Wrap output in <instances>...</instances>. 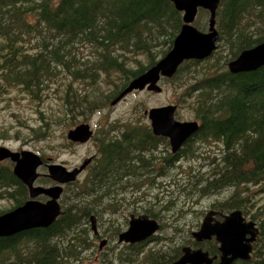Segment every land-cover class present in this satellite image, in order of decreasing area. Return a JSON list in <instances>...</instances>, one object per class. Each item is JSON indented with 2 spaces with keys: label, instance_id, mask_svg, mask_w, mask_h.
I'll use <instances>...</instances> for the list:
<instances>
[{
  "label": "trees",
  "instance_id": "1",
  "mask_svg": "<svg viewBox=\"0 0 264 264\" xmlns=\"http://www.w3.org/2000/svg\"><path fill=\"white\" fill-rule=\"evenodd\" d=\"M208 15L207 10H198L194 21L198 29L207 30ZM181 25V12L171 0H0V94L16 88L41 99L42 84L67 78L59 96L63 106L59 119L67 115L71 123L87 120L102 109L101 100L110 102L170 49ZM215 25L219 39L209 57L184 61L171 78H161L189 84L179 100L194 95L192 108L199 123L195 133L177 151L171 152L167 144L160 153L161 139L167 138L153 134L148 125L130 128L121 137L107 130L99 157L93 156L87 167L92 171L83 181L67 184L64 196L70 203L65 204L61 194V213L49 226L0 236V264H84L85 251L96 246L90 237V217L101 228L104 215L117 212L118 194L128 186L133 192L140 188L125 184L134 171H119L130 152H138L133 159L145 164L146 173L152 172L154 192L145 211L159 222V229L143 241L123 244L119 251L112 243V255H138L148 243L154 246L147 249L145 264L172 262L183 245L218 255L214 238L202 242L191 238L200 220L191 218L194 208L180 206L173 212L184 192L191 201L208 199V209L225 213L238 208L253 219L259 232L250 258L232 264H264V205L255 204L249 190L256 185L264 191V64L238 73L226 66L244 49L264 41V0H220ZM103 85L111 91L100 97ZM39 113L42 123L32 132L44 138L50 122ZM213 144L217 151L209 149ZM181 165V170H173ZM120 179L126 182L117 188L114 184ZM38 182L53 183L44 175ZM0 197L13 199L11 208L28 199L11 162L0 164ZM107 227L114 232L110 241L124 230ZM96 264L115 261L105 253Z\"/></svg>",
  "mask_w": 264,
  "mask_h": 264
},
{
  "label": "water",
  "instance_id": "2",
  "mask_svg": "<svg viewBox=\"0 0 264 264\" xmlns=\"http://www.w3.org/2000/svg\"><path fill=\"white\" fill-rule=\"evenodd\" d=\"M175 8L182 13V25L172 41L170 49L153 65L132 78L123 90L111 100L114 105L126 95L136 90L160 92L161 77L169 78L185 60H202L216 49L219 32L215 27V14L220 0H171ZM198 8L208 10V27L201 31L192 22ZM264 64V41L244 49L237 57L227 63L232 73L252 71ZM174 105L152 107L144 114L150 120L153 134L169 138L172 152L197 129V121H179L174 118ZM93 135L88 123H79L68 129L67 139L71 142L85 143ZM9 159L13 174L27 187L29 199L21 205L0 214V236H9L24 229L47 227L61 213L58 201L63 191V185L77 179L78 174L90 162L87 158L78 167L67 170L62 164L47 163L46 175L54 181L53 185L35 184L39 176L37 168L42 164V158L31 150H11L0 146V161ZM50 159V158H48ZM45 195L48 199L41 201L37 196ZM221 216V219L216 216ZM91 229L95 230V217L92 215ZM159 229L156 219L147 214L135 216L130 214L128 227L118 234V242L134 243L145 240ZM259 228L256 222L247 219L238 208L227 213L208 210L204 213L199 227L191 232L195 242L214 238L218 243L217 255L210 256L200 247L185 245L181 247V255L167 264H232L235 260H247L253 249ZM104 242L99 244V247Z\"/></svg>",
  "mask_w": 264,
  "mask_h": 264
},
{
  "label": "rangeland",
  "instance_id": "3",
  "mask_svg": "<svg viewBox=\"0 0 264 264\" xmlns=\"http://www.w3.org/2000/svg\"><path fill=\"white\" fill-rule=\"evenodd\" d=\"M32 18L33 17L29 18V20L32 21ZM66 81L67 78H60L57 82H46L42 84L41 88L45 89L41 99L29 97L28 94L16 88L9 89L7 92L0 94V146H5L16 151L31 150L41 155L43 158H51L49 161L50 163L62 164L67 170H70L80 166L84 160L91 156L96 155L95 159L99 157L100 140L107 130H111V134L121 137L122 134L130 128L141 130V128L146 127V125L150 126V121L147 115L144 114V111L152 107L174 105L175 119L179 121L195 120L192 108L194 95L191 94L184 97V100H179L184 88L189 84L178 85L174 82L161 80L159 82L161 91L158 93L146 89L132 91L114 105L111 104L112 99L108 103H106V100H101V110L96 111L87 120L76 119V122L71 123L67 115L59 119L63 114V106L59 96L62 93ZM89 90L91 89L85 88L86 92ZM102 91L103 93L100 97L109 93L111 88L103 85ZM39 111H42L45 116L44 119L50 122V126L47 130L48 133L44 138H36L35 132H32L34 128L38 129V126L42 123L39 118L41 115ZM131 122L141 123L132 125ZM79 123H88L93 130L92 137L83 144L73 143L66 137L68 129ZM109 124H112V126H109ZM166 141L168 142V139L164 141L161 139L160 146H158L160 147L159 151L163 150V145H169V142L167 143ZM209 149L217 151L219 148L216 144H213ZM143 153H148V151L144 150ZM134 154H138V152ZM134 154L130 152L128 156L123 159L125 164L119 168V171H134L136 174L131 176L130 183H125V180L120 179L114 186L118 188L121 184L125 183L135 188L136 184H138L140 188L133 192L132 188L128 186L118 194L117 212L110 215L105 214L101 228L95 220V230H90V237L92 241L96 243V246H92V248L85 251L84 264L98 263L105 253L115 261V264H145L143 257L147 249L154 246L152 243H148L141 254L137 255L133 253L129 256L124 254L123 257L120 252H118L116 256L112 255L109 248L110 245L114 243L112 248L114 249L115 244H117L116 248L119 251L123 247V244H125L124 242L117 241L118 236L113 237V240L110 241L111 235H113L114 232L111 231L110 227H107L109 224L113 227L121 226L126 229L130 214H134L135 216L147 214L149 216L145 209L148 207L147 202L152 199V193L154 192L153 185L150 183L152 172L146 173L145 164H142L141 160L133 159ZM123 160L121 162H123ZM0 164L8 165L9 160L0 161ZM87 167L88 164L82 169L76 180L81 182L88 176V173L92 170ZM183 167L184 166L181 165L180 168L173 170L179 171ZM38 171L40 173H45L46 167H39ZM110 179H112V177H110ZM159 180H161V178H159ZM69 183L71 182L63 185V191L61 193L65 204L70 203V199L64 196L68 194L66 186ZM42 184L50 185V183ZM165 187L164 185L161 188L165 189ZM169 187H171L170 184L167 188ZM249 190L250 192H254L252 199L256 200L255 204L264 205V191L261 192V190H258L256 185H250ZM182 194L179 202L174 204L173 212L180 209V206L183 208L189 206L194 208V211L191 213V218L194 216L200 217L198 225L192 229V231L196 230L201 223L204 213L208 210L209 201L206 198H196L191 201L186 197L184 192H182ZM132 198L135 200L133 203L131 201ZM11 204H13L11 199L1 197L0 211H5ZM202 210H204L203 214L200 213ZM250 210H253V208H250ZM248 217L249 216H247V218ZM187 218L191 220L190 217L187 216ZM126 220L127 222L125 224ZM189 224L188 222L184 227L189 226ZM185 233L186 229L182 231V235H185ZM94 236L96 238H94ZM101 242L104 243L99 247Z\"/></svg>",
  "mask_w": 264,
  "mask_h": 264
},
{
  "label": "flooded vegetation",
  "instance_id": "4",
  "mask_svg": "<svg viewBox=\"0 0 264 264\" xmlns=\"http://www.w3.org/2000/svg\"><path fill=\"white\" fill-rule=\"evenodd\" d=\"M163 137H165V136H163ZM165 138H167V137H165ZM167 139H168V138H167ZM159 148H160V147L157 148V151L160 150ZM159 152L162 153V150L159 151ZM91 158H93V156H91ZM6 160H7V159H6ZM48 161H49L48 159H46V160L44 159L40 167H42V168L46 167V164H47ZM91 161H92V159H91ZM91 161H90V162H91ZM90 162L88 163V165L90 164ZM42 174H44L45 176H47L46 173H42ZM36 183H37V182H36ZM50 185H52V184H50ZM44 196H45V195H44ZM15 197H16V198H20V195L16 193V194H15ZM0 198H1V197H0ZM5 198H7V197H5ZM8 199H11V198H8ZM11 200L13 201V204H15V201H14L13 199H11ZM13 204H11L10 207H8L5 211H9V210H11V209H12L11 207H12ZM15 207H16V206H15ZM13 208H14V207H13ZM3 212H4V211H3ZM1 213H2V212H1ZM218 254H219V253H218ZM217 261H218V255H217V258L214 260V262L216 263Z\"/></svg>",
  "mask_w": 264,
  "mask_h": 264
}]
</instances>
